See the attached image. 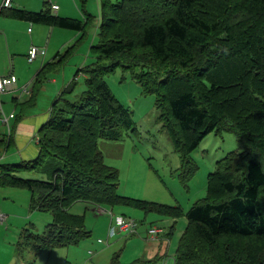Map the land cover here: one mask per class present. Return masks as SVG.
I'll return each mask as SVG.
<instances>
[{
    "label": "trees",
    "instance_id": "trees-1",
    "mask_svg": "<svg viewBox=\"0 0 264 264\" xmlns=\"http://www.w3.org/2000/svg\"><path fill=\"white\" fill-rule=\"evenodd\" d=\"M12 13L20 20L80 33L43 64L34 94L67 62L95 20L48 11ZM149 13L156 16L134 21ZM98 20L97 43L90 48L93 61L75 74L84 76L83 91L72 100L65 96L73 92V79L55 99L36 135V158L0 164V186L27 190L29 209L52 217L42 234L23 228L17 249L79 244L90 233L83 217L68 209L89 202L131 206L172 220L185 216L175 264H264V0H101ZM247 45L249 51L243 53ZM149 63L154 72H146ZM116 68L130 72L144 93L154 95L158 121L180 156L183 179L196 171L191 154L210 133H231L239 144L240 149L215 163L205 198L186 213L179 206L117 192L119 173L105 164L98 147L100 140H117L122 131L134 130L130 111L105 81ZM12 144V133L0 137V150ZM33 170L46 179L17 176ZM173 228L165 233L167 240ZM110 264H120L118 254Z\"/></svg>",
    "mask_w": 264,
    "mask_h": 264
},
{
    "label": "rangeland",
    "instance_id": "rangeland-1",
    "mask_svg": "<svg viewBox=\"0 0 264 264\" xmlns=\"http://www.w3.org/2000/svg\"><path fill=\"white\" fill-rule=\"evenodd\" d=\"M53 1L58 2V0ZM66 1L70 6V10L66 13L69 15L56 16L84 21L85 17L90 15L95 22L86 27L85 35L67 62L47 77L43 85L46 88L45 91L49 94L44 93L41 89H35V92L38 91L39 96L37 105L39 111H42V109L47 110L49 104L56 97L52 96L50 103L44 107V103H47V101H44L45 97L47 95L49 97L51 91H55L57 88L60 90L63 87L62 82L64 80L69 78L71 80L72 78L75 82L72 94L65 95L68 99L72 100L74 95L83 91L84 76L82 73L75 74L82 63L86 62L85 65H88L93 61L90 48L97 43L101 0ZM111 1L116 2L117 0ZM215 3L217 2L215 1ZM233 5L235 6V2H233ZM153 16L156 15H150L149 13L146 16H135L134 21L140 22L143 17L149 20ZM27 25L34 30L33 36L36 37V34H38L37 39L42 40L41 44L35 42L34 44L45 49L48 34H43L42 29H37L36 26L39 28L45 27V29L49 26L29 22ZM58 31L62 33V40H72V43L64 47L61 52L80 37V34L75 31L62 29ZM23 33L25 35H20L21 42L17 45L20 46V50L23 49L26 39L28 40L30 36L26 28ZM251 44L249 43V46ZM249 46H244L243 53L249 51ZM240 55L243 56L241 53ZM24 56L17 63L11 61L14 73L19 79L20 88H13L14 92L2 95L1 99L5 114H9L10 110H14L12 97L20 94V90L24 86L31 89L35 74L40 70L43 63H48L51 59V57H48V59L44 57L46 61H42L39 57L31 64L27 62ZM7 62L8 60L5 65H7ZM85 65L83 64L82 67ZM148 65L146 72H154V66L150 63ZM136 71L140 72L141 68L136 69ZM51 78H57V85L49 82ZM22 80L24 81L22 82ZM105 81L120 104L130 111L134 122V130L122 131L119 139L112 141L100 140L98 143L105 164L114 167L119 173L117 192L122 196L134 199L179 206L186 213L195 202L205 198L207 177L209 173L214 171L215 163L229 152L240 149L235 136L227 132H222L220 135L213 132L207 135L191 154V159L197 169L189 179L185 180L180 175V156L175 152L170 137L161 128L158 121L154 95L144 93L142 86L132 77L130 72L122 68H116L112 73L106 75ZM16 110L19 113L21 109L17 107ZM3 135H7V132L0 122V137ZM260 160L264 169V154ZM22 161L15 146L11 145L6 151L0 150V164L15 165L20 164ZM17 176L24 179H46L44 174L35 170L21 171L17 173ZM29 199L30 194L25 189L0 186V213L7 216V220L0 223V250L3 253L0 262L15 258L17 264H109L112 257L118 254L120 264H144L143 261L154 257L155 244H159V241L156 242L147 238L149 227L156 225L164 228V234L158 238L160 239L165 236L166 230H169L173 225L172 233L168 240L166 239L167 241H165L161 250L162 253H165V249L168 248L166 253L169 257L167 264H173L176 259L178 240L187 226L185 216L172 220L156 213H144L126 205L111 208L109 206H95L89 202H75L68 209L69 213L83 217L85 230L90 233L89 237L79 242V244L69 247H56L50 250L23 249L19 251L17 243L23 228L26 227L34 234H42L45 226L51 222L49 213L29 209ZM99 209L106 210L107 213L111 210L114 215L134 219L138 224L137 234L115 236L110 240L108 246L97 243L98 239L105 240L109 227V216L104 213L100 214ZM154 264H160V260L159 263L154 262Z\"/></svg>",
    "mask_w": 264,
    "mask_h": 264
},
{
    "label": "crops",
    "instance_id": "crops-1",
    "mask_svg": "<svg viewBox=\"0 0 264 264\" xmlns=\"http://www.w3.org/2000/svg\"><path fill=\"white\" fill-rule=\"evenodd\" d=\"M4 1L5 0H0V75H7L10 72L9 63H11L12 60L14 63H17V62L21 61V57H23L24 55H25L24 57L26 58L27 52L32 46L42 48V46H38V45L34 44V42L41 44L42 40L37 39L38 34H36V37H35V35L33 36L34 30L27 25L28 21L20 20L16 17L12 16V14H13L12 12L14 10H23V11H28V12L41 10V11H48L49 13H51L53 15H62V16L69 15L66 13H68L67 11L70 10L69 3L66 0H58V2L53 1V0H11L10 1V7H7V8L2 7V4L4 3ZM51 5L58 6L57 11L51 10ZM29 23H31V22H29ZM25 28H26L27 33L30 36H29L28 40L26 39L23 49L20 50L19 49L20 46H17V45L21 42L20 35L24 34L23 30ZM29 28L31 29L30 32H28ZM36 28L40 29V30L42 29L43 34H46V33L48 34V38H47V41H46L45 46H44V48H45L44 57H46V59H48V57L49 58L51 57V59L48 62L52 61L57 53H61V51L64 47H66L67 45L72 43V40H70V41L69 40H66V41L62 40V35H61L62 33H61V31H58V30H61L59 28L46 27L47 29H45V27L39 28L37 26H36ZM62 30H64V29H62ZM36 33H37V31H36ZM77 34H80V33H77ZM26 38H27V35H26ZM44 57H41L40 59H42V61H43ZM7 60H8L7 65H5ZM44 61H46V60H44ZM85 63H82L79 68H81L83 64L85 65ZM11 65H12V63H11ZM42 66L43 65H41V67ZM41 67H40V69H41ZM12 73L17 77V75L14 73L13 67H12ZM37 73L35 74V77L33 78L31 85H33ZM72 80H73L72 78H71V80H70V78L67 80H64V82H62L63 87H61L60 90H58V88H57L55 91H51L50 96L48 97V95H47L45 97L46 99L44 101H47V103H44V107H46V104L50 103L52 96H55L57 98L60 95L61 91L63 89H65L71 83ZM23 81L24 80H22V82ZM49 82L57 85L58 80H57V78H51L49 80ZM19 86H20L19 79L17 77V83H16L15 88L19 89L20 88ZM23 88H27L28 90H30V93L28 95L22 94L21 90H20V94L16 95L15 97H12L14 110H10V112H13L15 114V118L10 123L11 128H12L11 133H12V137H13V144L12 145L17 148V152L23 161H30V160L36 158V156L38 155V153H37L38 149H37V146L35 145V143L33 142V137H35L37 135L38 130L48 120L50 107L52 106V104L55 100L49 104L47 110L42 109V111H39L38 106H37L39 103L38 91L33 94L32 88L29 89L28 86H24ZM40 89L44 93L49 94L47 91H45L46 88L44 87V85H42L40 87ZM12 91L14 92V90H12ZM12 91H10V92H12ZM30 97H33V98H31V100L29 101ZM47 97H48V99H47ZM17 107H20V109H21L19 111V113H17V110H16ZM139 200H141V199H139ZM29 204H30V199H29ZM68 212H69V210H68ZM51 222H52V217H51ZM49 224H47V225H49ZM44 230H45V228H44ZM44 230H43V232H44ZM166 232H167V230H166ZM155 241L156 242L159 241V244H155L156 248H155V250H154L155 252L153 254L154 257L152 259L143 261L144 264H154L155 260L159 261L163 257H165V256L167 257L166 253H167L168 248L165 249V253H162V251H161L163 249V244H165V241H167L166 236H163L160 239H157ZM156 242H154V243H156ZM30 251H32V250H30ZM2 255H3V253L0 250V260H1ZM153 260H154V262H152ZM110 262H109V264H110ZM0 264H17V262L14 258V259H10L9 261H6V262H0Z\"/></svg>",
    "mask_w": 264,
    "mask_h": 264
},
{
    "label": "built area",
    "instance_id": "built-area-1",
    "mask_svg": "<svg viewBox=\"0 0 264 264\" xmlns=\"http://www.w3.org/2000/svg\"><path fill=\"white\" fill-rule=\"evenodd\" d=\"M10 1L11 0H5L2 4V7H10ZM57 9L58 6L51 5V10L57 11ZM30 31L31 29L29 28L28 32ZM44 55L45 49L32 46L27 52L26 60L28 63H32L37 58L44 57ZM9 70L10 72L7 75H0V122L2 126L6 129L7 135H10L11 133L12 128L10 123L15 118V114L13 112L5 114V112L3 111V102L1 97L3 94L12 91L17 83V77L12 73L11 63H9ZM21 93L28 95L30 93V90H28L27 88H23L21 89ZM37 140L38 139L36 136L33 137V142L35 144ZM98 211L100 214L104 213L109 216V227L106 238L105 240L98 239V243L108 246L110 240L113 239L115 236H131L137 234L138 224L134 219L125 216L114 215L111 210L108 213L106 212V210L103 209H99ZM6 220L7 216L0 213V223H4ZM163 234L164 229L156 225H151L147 230V238L151 240H157ZM168 259L169 257H165L163 260H161L160 264H167ZM173 264H175V260L173 261Z\"/></svg>",
    "mask_w": 264,
    "mask_h": 264
}]
</instances>
